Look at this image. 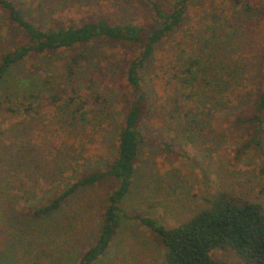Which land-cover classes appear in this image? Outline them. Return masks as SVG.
<instances>
[{
  "label": "rangeland",
  "instance_id": "374dc122",
  "mask_svg": "<svg viewBox=\"0 0 264 264\" xmlns=\"http://www.w3.org/2000/svg\"><path fill=\"white\" fill-rule=\"evenodd\" d=\"M36 1V5L19 6L40 25L76 24L101 16L114 23L131 22L151 29L161 22L150 1L169 12L174 0ZM248 1L256 8L253 14L240 12L233 0H189L184 26L165 39L150 59L143 73L149 107L141 123L144 139L132 185L121 204L118 232L106 254L94 264H165L157 238L140 225L135 214L172 226L204 207L205 198L221 190L248 194L264 206V136L260 148H243L237 153L250 130L233 124L218 110L210 118L206 138L199 145L191 143L181 132L176 110L177 104L182 110L194 104L186 97L189 89L174 73L181 62L176 63L177 55L186 56L192 50L186 44L191 40L187 31L194 30L203 14L241 13L239 16L248 17L249 29L259 34V47H264V0ZM18 33L0 14V53L23 39ZM129 45L98 40L72 50L61 49L14 65L0 81V169L10 178L6 181L0 172V264H75L95 242L106 197L115 181L80 187L47 215L34 216L31 210L61 193L83 173L103 168L115 156L120 118L111 117L125 109L129 87L124 71L138 54ZM74 53L80 55V67L68 77L66 65ZM263 58L262 49L254 62L263 64ZM72 89V103L50 99L54 92L64 93L66 99ZM85 100L86 109L105 105V113L112 110L97 129L65 122L78 102ZM28 103L33 107L30 111L24 110ZM109 119L114 121L111 126ZM56 165H65L66 171L54 179L55 175L45 170ZM29 186L33 187L32 198H17ZM212 256L224 264H241L236 254L224 249L214 250Z\"/></svg>",
  "mask_w": 264,
  "mask_h": 264
},
{
  "label": "trees",
  "instance_id": "16d2710c",
  "mask_svg": "<svg viewBox=\"0 0 264 264\" xmlns=\"http://www.w3.org/2000/svg\"><path fill=\"white\" fill-rule=\"evenodd\" d=\"M233 1L234 6L241 7L242 13L253 14L256 11L248 0ZM188 2L174 0L171 10L165 12L156 1H150L151 10L161 24L148 29L131 22L114 23L101 16L76 24L40 25L19 6L21 3L36 5V0H0V14L6 18L11 29L19 32L23 38L12 48L1 51L0 81L11 67L26 59L35 60L38 56L61 49H76L92 41L130 44L138 50L124 71L129 87V96L123 102L125 109L121 115L111 117L120 118L115 156L103 168L83 173L64 187L61 193L31 210L34 216L47 215L60 208L63 201L78 188L109 179L115 181L106 197L107 203L101 213L95 242L82 252L75 264H94L106 254L118 232L121 204L131 188L138 150L144 139L141 123L149 107V96L144 87L143 73L150 59L161 50V43L184 26ZM240 14H203L194 30L187 31L191 40L186 44L192 50L186 56L179 53L176 63L181 62L178 69L177 65L174 66L177 69L175 78L189 89L186 97L194 101L185 110L176 105L183 136L188 142L199 145L207 136L206 130L214 112L224 111L233 124L244 125L250 130V135L237 147V153L243 148H260V137L264 136V61L263 64L254 62L262 49L264 54V47H259V34L249 29L248 17H241ZM79 57L78 53L70 56L65 70L68 77H72L80 67ZM251 67L254 74L249 71ZM248 82L251 88L246 87ZM70 92L72 94L66 99L64 93L58 92H54L50 99L72 103L75 91L72 89ZM87 104L86 100L78 102L65 119L67 125L97 129L112 114L110 108L105 113V105L86 109ZM32 108L30 103L24 106L26 111ZM9 110H12L11 107ZM109 120V126L113 125L114 121ZM65 168V165H56L45 171L55 175L56 179L63 175ZM2 174L6 181H10L6 171ZM16 196L29 201L33 196V187L23 188ZM205 201L204 207L172 226L148 215L135 214L134 218L155 235L161 245L165 264H224L213 258L212 252L216 249L233 252L241 264H264V206L248 194H234L227 190L218 191Z\"/></svg>",
  "mask_w": 264,
  "mask_h": 264
}]
</instances>
